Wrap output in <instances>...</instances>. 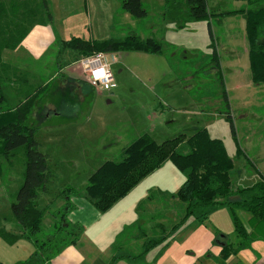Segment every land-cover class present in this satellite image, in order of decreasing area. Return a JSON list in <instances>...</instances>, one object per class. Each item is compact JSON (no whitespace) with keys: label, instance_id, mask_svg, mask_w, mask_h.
<instances>
[{"label":"rangeland","instance_id":"rangeland-1","mask_svg":"<svg viewBox=\"0 0 264 264\" xmlns=\"http://www.w3.org/2000/svg\"><path fill=\"white\" fill-rule=\"evenodd\" d=\"M33 1L39 4V0ZM208 2L211 10L216 13L248 7L246 3L237 0H209ZM115 3L121 5L119 1ZM143 3L148 16L141 20L134 19L122 7L120 8L112 38L136 34L146 37L154 36L162 40L163 33L161 31L155 33L153 30L162 28L161 23L168 24L163 19V10L161 11L157 4L153 5L148 0H143ZM82 10H84L83 6ZM37 19L39 21V17ZM238 19L241 18L234 16L216 18L212 24L238 143L246 156L237 157L238 145L231 134L226 116L220 113L223 109L221 99L223 88L214 70L215 65L212 60V50L209 48L210 39L205 22L188 23H197L195 32H191L192 29L178 31L180 24L170 22L175 24L174 35L177 41L164 43L165 55H152L139 51L109 55L111 69L117 83V88L113 91L102 89L99 92L94 91L84 82L86 79L84 74L72 62L70 67L74 72L73 81L68 78L63 86H61L63 78L58 77L54 82L50 81L49 90L40 95V100L37 97L28 122L29 125L38 128L35 138L41 146V151L48 156L52 173L48 189L41 194L38 202L41 208L48 207L44 219V232L39 235L41 239L53 232L52 211L61 207L65 201L61 191L67 186H72L80 193L74 197L75 199L80 196L86 199L84 193L89 177L104 162L120 160L124 148L140 134L149 132L154 125L156 134L152 136L159 143L183 133L192 135L195 130L206 127L212 138L224 142L228 155L234 159L235 170L232 175L234 187H249L254 182L260 181L257 178L259 176L257 168L261 159L257 156V149L262 144L260 139L264 138V85L256 86L252 82L245 19L244 21ZM132 21L135 22L132 23ZM48 24L52 22L45 23V25ZM75 24L78 25L57 23L55 26V35L58 39L55 45L50 47L45 58L48 62V71L53 74L59 71L57 54L61 38L68 40L79 34V37L85 39V35L78 32L79 23ZM37 25L41 24L35 26ZM64 27L66 31L62 35ZM232 38H235L233 43ZM4 64L7 68H0V75L6 106L13 108L25 99L27 94L41 86L43 81L28 72ZM77 77L84 80H79ZM50 107L67 112L77 109L81 112L77 115L79 120L56 118L48 120L47 114L54 112L59 114L58 111L52 112ZM158 112L163 115L156 119L155 117L160 115ZM168 161L167 164L173 167L175 181L169 178L173 176L165 170V175L153 178L149 182L155 186L161 184L168 190L160 194L159 188L152 187L153 200L148 199V193L141 202L135 218L130 219V231L122 235L126 238L127 234L130 235V249H124L126 252L137 254L140 252L141 244L147 239L146 237L141 239L143 232L140 228L154 224L150 221L152 209L149 203L159 205L160 208L156 210L155 215L161 214L163 219L170 220L171 216L180 218L183 204L180 207L173 206L172 209L162 207L163 204L179 203V200L167 195L177 194L185 182L184 174L170 160ZM0 166L2 172L0 194L7 196L0 201V229L19 235L20 230L9 209V203L23 183L24 156L22 152H18L15 157L9 159L0 154ZM243 176L246 177L241 180ZM161 195L167 197L161 198ZM157 207L151 208L157 209ZM224 211L225 214H216L218 211L215 210L211 215L210 219L214 221L212 224L215 227L213 228L215 237L217 232L235 235L230 212ZM164 223L166 228H169L166 232V236H169L167 240L173 244H182L183 240L179 233L186 224L191 222H187L180 230L172 232H170L172 229L170 224ZM24 245H28L31 251H28V248L24 249ZM34 250L32 243L21 244L13 250L16 255L15 260L7 261L6 264L24 261L29 258L27 252L31 253Z\"/></svg>","mask_w":264,"mask_h":264},{"label":"trees","instance_id":"trees-1","mask_svg":"<svg viewBox=\"0 0 264 264\" xmlns=\"http://www.w3.org/2000/svg\"><path fill=\"white\" fill-rule=\"evenodd\" d=\"M109 1H119L122 9L134 19L141 20L148 16L143 0ZM243 1L247 2L246 9L216 13L209 8L208 0H165L162 14L166 23L180 24L179 30L190 22H207L214 70L223 88V109L220 113L226 116L231 134L238 145L237 157L246 154L238 143L212 19L238 15L245 19L252 82L256 86L264 85V0ZM47 22H52L47 0H39V4L33 0L0 1V68H7L2 61L4 50L18 48L36 24L45 25ZM164 48L162 40L142 39L136 34L108 40L72 37L60 40L58 66L61 69L71 65V62L73 64L83 57L100 52L115 54L139 51L165 55ZM49 85L35 89L15 107L9 108L6 106L0 75V154L6 159L15 157L18 152L24 156L23 183L15 192L10 205L20 234L0 229V238L9 245L28 240L35 248L29 258L17 264H50L66 247L76 245L84 232L82 224L69 220V214L77 208L72 198L80 193L75 187L67 186L61 191L65 204L52 211L53 232L49 231L44 239L39 237L44 232L48 207L41 208L38 202L41 194L48 189L52 173L48 156L41 151L35 138L38 128L28 122L37 97L40 100V95L49 90ZM168 160L186 178L177 194L167 195L184 205L180 221L170 226V232L180 230L191 218L201 226L210 220L213 211L228 208L238 243H233L228 236L217 232L213 244H221V254L213 257L208 252L207 257H213L217 264H226L231 256H237L251 247L253 235L264 240V176L258 172L260 181L249 187L235 188L232 176L235 170L234 159L228 155L224 142L212 138L205 127L195 130L192 135L183 133L160 143L151 134H142L124 148L120 160L104 162L89 177L84 195L97 211L106 213ZM152 192L150 190L149 200H153ZM160 194H163L162 191ZM239 211H245L251 216L252 232L248 231ZM162 219L161 214L153 215L150 221L153 223ZM146 226L140 228L143 232L141 239L147 238L140 247V253L126 254L121 247L114 246V257L108 264H116L121 259L141 260L168 241L166 232L169 228L165 224H155L157 231L152 236H148Z\"/></svg>","mask_w":264,"mask_h":264},{"label":"crops","instance_id":"crops-1","mask_svg":"<svg viewBox=\"0 0 264 264\" xmlns=\"http://www.w3.org/2000/svg\"><path fill=\"white\" fill-rule=\"evenodd\" d=\"M47 1L52 15V24H48V25L43 24V25L34 26L17 49L5 50L2 53V60L4 63L17 68L20 71L28 72L30 75H34L40 78V80L43 82L41 83V86H39L38 88L50 84V81L54 82L55 79H58V77L63 78L62 79L63 82L61 83V86L64 85L63 83H67L68 78L69 80L71 79L73 81L72 74L74 72L71 71L70 65L64 66L61 69L59 68L58 71L59 73L57 72L58 74L56 72L53 74V72L48 71L49 70L48 62L45 60V58L48 52L50 51V47L54 46L56 39H58L55 35V29H56L55 26L57 23H61L65 25L73 24V26L78 25L75 23H79L80 28L78 32L82 33V35H85L84 36L85 39L108 40L112 38L111 35H113L115 31L114 27L116 25L117 15L121 8V5L115 3L118 1H109V0H47ZM148 1H150V3H152L153 5L157 4L158 7L161 9V11L163 10L165 0H148ZM237 1L247 4V2L243 0H237ZM82 6L84 10H82ZM246 8H241V9H246ZM234 17H239L241 18L240 20L244 21V18L241 15ZM216 18L221 19L226 17H216ZM216 18H213L212 21ZM134 22L135 21H132V23ZM205 23L207 28V22ZM161 25L162 28L160 29L154 28L153 31L155 33H158L159 31L163 33L162 41H164V43L169 41L176 43L177 37L174 35L175 34L174 31H176L175 24H171L170 22H168V24L166 25H164L163 23H161ZM196 26H198L197 23H191L188 24L186 28L178 31H185V30L189 31L192 29L191 32H195ZM212 27H213V32L215 34L213 24ZM64 31H66V27L62 29L61 32L62 35ZM245 31H246V22H245ZM76 35L77 36H73V37H79L78 36L79 34ZM139 36L142 39L155 38L154 36H150V37H146L144 35H139ZM234 40L235 38H232L231 40L232 43ZM57 60H58V54H57ZM76 72L77 71H75V73ZM77 78L79 80H84L82 78L80 79V77ZM84 82L90 85L91 88H93L94 91L96 92H99V90L101 89V88L93 87L89 82H87L86 79L84 80ZM50 110L52 112L53 110L58 111L59 114L56 112H54L53 114L52 113L47 114L46 118L48 120L56 118V119H65V120L70 119L73 121H77L79 120L77 115L81 113L77 109H74L72 112H67V111L56 110L55 107H50ZM162 115L163 113H160V115H157L155 118L157 119L159 117H162ZM154 128L155 125L154 127L149 129V132L146 133L155 135L156 132ZM139 136H141V134ZM260 142L262 144L261 146L260 145L258 146L259 149H257L258 152L257 156L259 159H261V161L258 164L259 166L257 170L264 176V146H263L264 138L260 139ZM168 162L169 161H166L160 169H158L157 171L146 177L143 181H141L125 198L117 202L106 213H101L97 211L88 200L83 198V196L77 197L76 199L74 198L73 203L76 205L77 208L69 214V218H70L69 220H71L74 223L82 224L84 226V232L82 233L81 238L76 245H71L66 247L55 259L51 261L50 264H108L110 260L114 257V246L121 247L122 251L124 249H130V235L127 234L126 235L127 238L122 235L126 231H130V219L133 220L135 218L139 205L148 195L152 187L159 188V190L162 191V193H166V191L168 190V188L161 186V184H156L155 186V184H150L149 182H151L153 178H158L165 175L166 174L165 170H168L171 173L173 177L169 176V178L172 181H175L173 175L174 174L173 167L167 164ZM164 177H168V176H164ZM245 177L246 176H243L241 180H244ZM257 178L260 180L259 176H257ZM165 183H167L166 180ZM255 183L256 182H254V184ZM165 197L166 195L165 196L161 195V198H165ZM4 198H7V196L4 194H0V201H3ZM149 204H150V209H152V213L150 215L153 216L156 214V210H158L160 207L159 205H152V202ZM10 205L11 203H9V209H10ZM156 206H158L157 209L151 208ZM173 206L180 207L182 206V204L178 203L175 205H170V204L162 205L164 209L166 208L172 209ZM224 210H228V212H230L228 208H219L216 214L218 213L225 214ZM183 211L184 210H182L180 214V218L183 215ZM239 215L244 221L248 231L252 232L253 229L251 228V216L245 211H239ZM171 218L172 219L170 220L162 219L154 222L153 225L146 226L148 236H151L150 234L153 235L155 231H157L155 229V224L157 223L165 224L164 222H167L170 224V226H172L180 221L179 217L171 216ZM188 222H191L190 223L191 225L186 224V226L179 233L181 240H183L182 244L178 245V243L173 244L170 241H166L163 245L148 253L141 260L134 261L129 259H121L117 261L116 264H217V262L214 260L213 257L220 256L222 251V246L221 244H215V245L213 244L216 238L213 230V228L215 229V227L212 224L214 221L210 219L201 226L196 224L193 218L189 219ZM209 223L211 225H209ZM17 227L19 228V226ZM221 234L223 236H228V238L233 243L235 244L238 243V239L233 233L230 234L221 233ZM253 237L254 240L251 244V247L249 249L243 250L237 256H231L226 261V264H264V240L256 237L255 235H253ZM122 239L123 241H121ZM29 243L32 242L28 240H20L15 245H9L0 238V264H6V262L10 260L14 261L16 257L15 253L13 252L14 248L20 247L21 244H29ZM23 248L24 249L28 248V251H31L28 245H24ZM123 252H125L126 254H130V252H126L125 250ZM208 252L211 253L213 257H207L206 254ZM32 253L33 252L31 253L27 252L29 256ZM139 253L140 252H137V254ZM18 262L19 261H17L16 264Z\"/></svg>","mask_w":264,"mask_h":264},{"label":"built area","instance_id":"built-area-1","mask_svg":"<svg viewBox=\"0 0 264 264\" xmlns=\"http://www.w3.org/2000/svg\"><path fill=\"white\" fill-rule=\"evenodd\" d=\"M74 65H77L93 87L101 88L105 91H113V89L117 88L108 54L100 52L83 57L75 62Z\"/></svg>","mask_w":264,"mask_h":264}]
</instances>
